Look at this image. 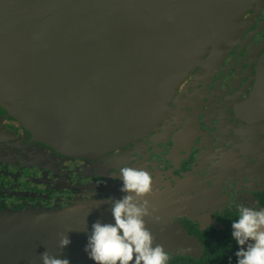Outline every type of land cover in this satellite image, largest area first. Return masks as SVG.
<instances>
[{
    "label": "water",
    "instance_id": "95a60500",
    "mask_svg": "<svg viewBox=\"0 0 264 264\" xmlns=\"http://www.w3.org/2000/svg\"><path fill=\"white\" fill-rule=\"evenodd\" d=\"M263 6L0 0V106L64 154L97 158L154 130L184 81L221 63L245 16ZM72 223L59 213H0V264L35 262L37 245L62 253Z\"/></svg>",
    "mask_w": 264,
    "mask_h": 264
},
{
    "label": "flooded vegetation",
    "instance_id": "af4514ba",
    "mask_svg": "<svg viewBox=\"0 0 264 264\" xmlns=\"http://www.w3.org/2000/svg\"><path fill=\"white\" fill-rule=\"evenodd\" d=\"M245 22L221 63L184 81L154 130L97 158L64 154L0 106V213L73 221L67 238L75 244L62 253L37 245L30 264H42L45 252L94 264L87 237L93 223L113 222L111 202L124 195L116 177L125 166L152 176L147 199L159 220L145 223L167 264H236L231 223L240 207L264 208V6Z\"/></svg>",
    "mask_w": 264,
    "mask_h": 264
},
{
    "label": "clouds",
    "instance_id": "9594fccd",
    "mask_svg": "<svg viewBox=\"0 0 264 264\" xmlns=\"http://www.w3.org/2000/svg\"><path fill=\"white\" fill-rule=\"evenodd\" d=\"M122 181V198L111 202L112 223H93L87 237L85 253L94 264H167V251L154 245V237L145 218L159 217L147 196L152 193L153 179L141 168L125 166L118 170ZM239 216L231 223V238L238 245L236 264H264V208L240 207ZM71 241L65 236L60 246ZM42 264H69L67 258L41 255Z\"/></svg>",
    "mask_w": 264,
    "mask_h": 264
}]
</instances>
